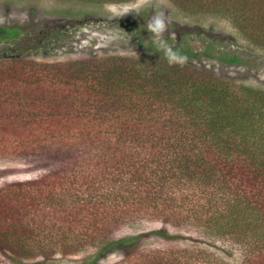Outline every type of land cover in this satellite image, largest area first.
I'll use <instances>...</instances> for the list:
<instances>
[{
	"label": "trees",
	"instance_id": "1",
	"mask_svg": "<svg viewBox=\"0 0 264 264\" xmlns=\"http://www.w3.org/2000/svg\"><path fill=\"white\" fill-rule=\"evenodd\" d=\"M172 1L179 4L180 0ZM193 1L200 5L201 0ZM20 35L19 29L0 27V41L12 42ZM198 57L199 52L182 42L173 48H154L151 56L139 58L93 57L51 65H38L27 59H1L0 77L4 81L0 80V89H15L18 85L26 89L21 92L19 88L7 101L8 105L0 107V131L12 138L7 142V152H1L4 148L0 147V157L17 159L33 151L41 152L50 160L71 153L77 156L80 152L83 155L91 152L102 159V178L110 184L118 182L117 187L111 186L106 193L109 216H96L86 203H80V209L73 212L74 217L79 210L90 214L94 224L104 226L100 229L102 233L108 226L140 218L161 205L167 211L185 207L189 198L182 195L185 187L190 192L191 186H195L199 192H210L211 197L224 190L238 206H244L254 216L255 241L250 244L253 249L243 252L242 264H264V146L257 131L264 125V91L195 66L192 62ZM221 59L239 63L236 56L229 58L221 54ZM30 82L33 84H28ZM38 92L45 101L33 97ZM167 112L176 119L161 121ZM80 113L86 116L85 120L91 116L98 131L86 129V135L80 131L71 135L74 123H80L75 122ZM115 127L117 129L113 130ZM99 132L117 135L116 148L111 141L101 143L98 138L96 141L94 134ZM148 135L159 136L158 141H153L166 144L173 154L157 151L134 157V151L144 145ZM29 136L35 138L36 144L24 143ZM130 136L135 143L125 146ZM75 139L80 145L73 142ZM96 144H102L103 148L98 149ZM20 145L25 146L18 148ZM115 156L118 158L113 164ZM62 175L53 174L40 183L45 189L60 188L50 194L49 200L60 207L64 203L67 211L68 201L73 202L75 194L69 198L59 196L65 185L63 178L66 177ZM171 186H177L178 191L169 193ZM13 190L14 186L0 190V242L3 253L21 263L22 257L36 255L29 248L30 236L35 230L27 218L28 212L36 201L46 196L42 187H37L36 192L30 191L27 185ZM176 196L183 197L181 202ZM202 209L211 210L208 205ZM224 215L229 216L225 226L232 223V229L248 221L239 209L234 212L226 207L223 214L217 210L207 215L204 227L220 232L225 227ZM162 219L166 218L162 216ZM66 240L64 233L58 245L70 251ZM119 243L109 242L100 253ZM191 250L185 248L171 253L184 256L196 249ZM197 253L219 260L218 264H231L211 252L197 249Z\"/></svg>",
	"mask_w": 264,
	"mask_h": 264
},
{
	"label": "rangeland",
	"instance_id": "2",
	"mask_svg": "<svg viewBox=\"0 0 264 264\" xmlns=\"http://www.w3.org/2000/svg\"><path fill=\"white\" fill-rule=\"evenodd\" d=\"M123 1L0 0V27L21 31L17 40L0 41V61L4 58L11 61L27 59L38 65H51L93 57L139 58L151 56L154 48L168 49L186 42L195 52H199V57L192 62L195 66L234 83L264 91V0H201L200 5L194 4L193 0H180L179 4L172 0ZM221 54L229 58L236 56L239 63H227L221 59ZM19 88L21 92L26 89L20 85L15 89H0V107L8 105L7 101L20 91ZM11 90L14 91L13 95ZM33 97L45 101L41 92L34 93ZM70 112L69 110L68 113ZM85 119L83 113L76 117L75 122L80 123H74L71 135H75V131L86 135V129L94 132L97 130V125L92 124L91 116ZM168 119L175 120L176 116L171 117L167 112L160 120ZM116 129L117 127L113 128ZM84 130L85 133H82ZM257 131H260L264 146V125H260ZM94 138L96 141L99 139L101 143L111 141L113 148H116L118 141L117 135L100 132L94 134ZM27 139L24 143L36 144L33 136ZM128 139L125 146H133L134 138L130 136ZM154 139L158 141L159 136L148 135L144 145L134 151L133 156L151 155L157 151L161 154H173L174 151L166 144H157ZM9 140H12L11 135L8 134L7 137L0 131V147L4 148L1 152H7ZM130 141L132 143L129 144ZM73 142L79 144L77 139ZM140 142L142 143V140ZM96 145L98 149L103 148L102 144ZM24 146L20 145L18 148ZM193 153L192 151L191 154ZM117 158L118 156L113 158V164ZM101 164L102 159L91 152L88 155L80 152L77 156L71 153L50 160L43 157L41 152L36 154L33 151L17 159L0 157V190L6 186H14L16 190L19 185H27L32 192H36L37 187H42L46 196L34 203L27 216L35 230L30 236L29 248H32L36 255L22 257L21 263H18L3 253L0 242V264L220 262L212 260V257L207 258L204 254L200 255L197 249L211 252L231 264H242L243 252L253 249L250 244L255 241L254 216L244 206H238V202L226 191L219 190L215 197H211L210 192H199L195 186H191L190 192L186 187L181 191L183 196L189 197L185 207L178 206L167 211L161 205L144 213L140 218L126 219L125 222L108 226L105 233H102L100 229L104 226L94 224L90 220L94 217L87 215L85 211L79 210L78 214L73 216L75 209H80V203L91 207L96 216H109L110 210L106 208L105 202L106 193L111 186L117 187L118 182L110 184L107 179L102 178ZM53 174H63L62 176L66 177L63 178L64 188L62 187L59 193L61 198H69L75 194L74 201H68L67 211L64 203L63 207H60L51 204L52 201L49 200L50 194L60 188L45 189L40 183V180H45ZM116 178L118 180V177ZM177 188L171 186L168 192L178 191ZM176 197L179 202L183 199L181 196ZM198 197L201 199L198 200ZM206 205L211 210L202 209ZM226 207L234 212L239 209L248 221H244L239 227L235 225L232 229V223L225 226L228 223L226 217L229 216L224 215L222 224L225 227L220 232L215 228H212V231L206 229L205 217L217 210H221L223 214ZM197 210H200L199 214ZM162 216L166 219H162ZM61 225L63 226L58 234ZM217 226L221 227V224L218 223ZM64 233L70 251H65L58 245ZM112 241L121 243L111 246L101 254L103 247ZM78 242L80 244H77ZM185 248L196 250L184 256L171 253L173 250Z\"/></svg>",
	"mask_w": 264,
	"mask_h": 264
}]
</instances>
